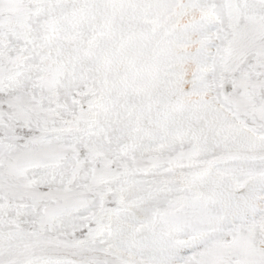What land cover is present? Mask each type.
<instances>
[{
    "label": "snow or ice",
    "instance_id": "snow-or-ice-1",
    "mask_svg": "<svg viewBox=\"0 0 264 264\" xmlns=\"http://www.w3.org/2000/svg\"><path fill=\"white\" fill-rule=\"evenodd\" d=\"M0 264H264V0H0Z\"/></svg>",
    "mask_w": 264,
    "mask_h": 264
}]
</instances>
